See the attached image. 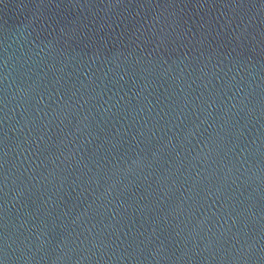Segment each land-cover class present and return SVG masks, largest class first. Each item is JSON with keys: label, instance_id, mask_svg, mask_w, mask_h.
Segmentation results:
<instances>
[{"label": "water", "instance_id": "obj_1", "mask_svg": "<svg viewBox=\"0 0 264 264\" xmlns=\"http://www.w3.org/2000/svg\"><path fill=\"white\" fill-rule=\"evenodd\" d=\"M0 264H264V0H0Z\"/></svg>", "mask_w": 264, "mask_h": 264}]
</instances>
